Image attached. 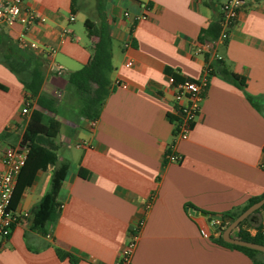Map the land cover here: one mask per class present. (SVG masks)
I'll list each match as a JSON object with an SVG mask.
<instances>
[{
	"label": "crops",
	"instance_id": "crops-1",
	"mask_svg": "<svg viewBox=\"0 0 264 264\" xmlns=\"http://www.w3.org/2000/svg\"><path fill=\"white\" fill-rule=\"evenodd\" d=\"M224 1L105 0L112 90L94 126L77 116L67 86L68 75L87 64L97 40L85 27L88 17L94 20V4L86 10L83 0H24V8L45 22L0 25V58L13 46L43 72L40 93L55 100V112H44L60 124L50 144L58 163H68L55 221L39 232L31 229V217L19 218L0 249V264H71L56 249L72 254L76 264H117L139 222L130 264H254L243 252L216 243L218 232L208 226L210 215L240 209L264 194V0H249L228 38L196 53L208 41L199 40L201 32L219 20ZM214 60L242 77L244 90L213 70L188 138L175 147L179 162L164 163L173 131L169 78L198 81ZM26 95L0 62V153L20 141ZM30 104L29 114L35 108ZM26 179L19 180L16 213L31 214L49 188L51 170H37L25 185ZM257 218L264 231V208ZM230 235L237 238L236 228Z\"/></svg>",
	"mask_w": 264,
	"mask_h": 264
},
{
	"label": "trees",
	"instance_id": "trees-1",
	"mask_svg": "<svg viewBox=\"0 0 264 264\" xmlns=\"http://www.w3.org/2000/svg\"><path fill=\"white\" fill-rule=\"evenodd\" d=\"M93 1L96 19L92 20L88 17L85 21L87 36H95L97 38L92 47V55L87 64L71 72L67 77V86L71 89L73 96L77 100V116L89 121H96L106 97L112 90L109 75L113 69L111 63L112 39L109 35L104 13L105 0ZM220 18L212 22L201 32L199 37L201 42L217 38L221 29ZM22 58H25L26 61L22 60ZM207 58L208 55L205 54L206 61ZM0 62L14 74L23 85L27 94L25 96V104L30 106V102L32 101L35 105V108H32L29 114L19 142L20 145L27 146L28 153L25 164L17 177L10 209L15 210L19 202L22 191V187L19 186L21 176H26L27 179L24 181L26 185L30 183L37 170H51L49 188L31 212L30 219L31 229L44 232L45 225L55 221L60 211V205L56 198L68 171V163L66 161L58 163L55 149L50 144V140L58 135L60 124L54 118L47 116L45 112H55V100L41 95L40 90L43 83V72L38 66L35 67L32 65L29 55H22L16 47L10 46L1 54ZM206 69L207 76L215 70L222 78L232 82L241 90H244L245 80L230 71L221 60H214L207 63ZM172 78L175 82L178 81L174 77ZM247 98L249 101L253 102L252 97L247 95ZM164 163L166 162L164 161ZM83 174V171L80 172V175L83 176ZM262 197H264V194L260 197H251L242 208L220 214L222 221L214 229V232H218V235L215 238L212 237V239L220 245L243 252L252 259L254 264H264V253L226 243L222 240L221 233L228 225L225 222L227 218L237 217L243 210ZM263 208L264 205L239 223L236 227V237L238 239L264 246V236L261 234V227L257 218L260 210ZM211 220V218H208V221ZM245 228H252L255 230V233L251 235ZM131 232H133V230H131L130 233ZM56 254L60 259L67 258L71 264H76V259L72 254L60 249H56Z\"/></svg>",
	"mask_w": 264,
	"mask_h": 264
},
{
	"label": "built area",
	"instance_id": "built-area-1",
	"mask_svg": "<svg viewBox=\"0 0 264 264\" xmlns=\"http://www.w3.org/2000/svg\"><path fill=\"white\" fill-rule=\"evenodd\" d=\"M249 0H225L220 7V32L217 38L203 42L201 46L196 50V53L203 51H211L214 46L224 42L228 38L230 29L236 19L238 11ZM24 0H0V25L20 24L24 27H29L36 24L45 22V18L37 13L35 10L24 8ZM124 15H127L124 13ZM138 19V18H137ZM70 21L73 20V16H70ZM127 67L132 66L130 60L126 61ZM60 70V68H57ZM169 82L173 87L172 96V115L170 121L173 124V131L171 141L169 142L164 155V161L166 163L179 162L180 156L176 154L175 147L179 141L186 140L191 131V126L200 113L202 101L204 99V92L207 88V69L204 67V75L198 81L183 80L175 82L172 77L169 78ZM23 116V128L25 127L28 117L29 109L28 105L24 104L21 109ZM90 126L95 125V121H90ZM79 145L76 144V147ZM28 148L26 145L8 146L4 148L0 153V162L3 165L2 171H0V249L3 248L8 236L10 235L13 226L17 223L21 217H31V214L27 212L16 213L10 209V203L14 191V187L17 181V177L25 164ZM152 202V197L148 198L144 205V210L147 211ZM62 206H59V209ZM141 222L133 228V232L129 233L128 239L124 245V248L120 254L117 264H130V260L136 242L138 239V229L141 226ZM219 224L215 220L208 222L209 228L214 231L215 225ZM200 233L203 237H208V234L201 229ZM261 233L264 234L262 230ZM94 261V260H92Z\"/></svg>",
	"mask_w": 264,
	"mask_h": 264
},
{
	"label": "water",
	"instance_id": "water-1",
	"mask_svg": "<svg viewBox=\"0 0 264 264\" xmlns=\"http://www.w3.org/2000/svg\"><path fill=\"white\" fill-rule=\"evenodd\" d=\"M263 205H264V197L260 198L259 200L255 201L254 203H252L245 210H243L237 217L227 218L225 220V222L228 225L224 228L223 232L221 233L222 240L224 242L232 244V245L245 247V248H249V249L264 253V246L263 245H259V244L253 243V242H248V241H244V240H241L238 238H234V237H231V235H230L231 231L234 230L239 225V223H241L243 220H245L254 211L259 209ZM190 214H193L195 216H197V215L205 216V214L203 212H199L198 210H192V209L190 210ZM209 217L212 220H215L217 223H220L222 221V217L218 216V215H210ZM217 226H218V224L215 225V227H217Z\"/></svg>",
	"mask_w": 264,
	"mask_h": 264
},
{
	"label": "rangeland",
	"instance_id": "rangeland-1",
	"mask_svg": "<svg viewBox=\"0 0 264 264\" xmlns=\"http://www.w3.org/2000/svg\"><path fill=\"white\" fill-rule=\"evenodd\" d=\"M83 1H84L83 8L86 9V10H89L91 8L90 6H92L94 4V1L93 0H83ZM92 1H93V3H92ZM93 18L95 20L96 19V16H93ZM22 132H23V129H21V131L19 132L20 133V136H21V133Z\"/></svg>",
	"mask_w": 264,
	"mask_h": 264
}]
</instances>
